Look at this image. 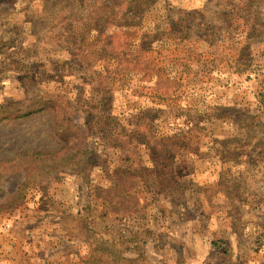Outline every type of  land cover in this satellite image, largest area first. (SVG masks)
I'll return each mask as SVG.
<instances>
[{
  "label": "rangeland",
  "instance_id": "obj_1",
  "mask_svg": "<svg viewBox=\"0 0 264 264\" xmlns=\"http://www.w3.org/2000/svg\"><path fill=\"white\" fill-rule=\"evenodd\" d=\"M0 264H264V0H0Z\"/></svg>",
  "mask_w": 264,
  "mask_h": 264
},
{
  "label": "built area",
  "instance_id": "obj_2",
  "mask_svg": "<svg viewBox=\"0 0 264 264\" xmlns=\"http://www.w3.org/2000/svg\"><path fill=\"white\" fill-rule=\"evenodd\" d=\"M6 228H7V226H6Z\"/></svg>",
  "mask_w": 264,
  "mask_h": 264
},
{
  "label": "trees",
  "instance_id": "obj_3",
  "mask_svg": "<svg viewBox=\"0 0 264 264\" xmlns=\"http://www.w3.org/2000/svg\"><path fill=\"white\" fill-rule=\"evenodd\" d=\"M87 153H89V152H87Z\"/></svg>",
  "mask_w": 264,
  "mask_h": 264
}]
</instances>
